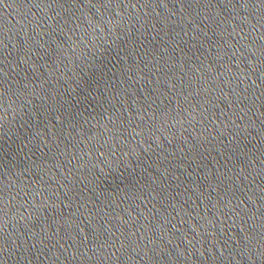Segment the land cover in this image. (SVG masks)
I'll return each mask as SVG.
<instances>
[{
    "label": "snow or ice",
    "instance_id": "6c2138e0",
    "mask_svg": "<svg viewBox=\"0 0 264 264\" xmlns=\"http://www.w3.org/2000/svg\"><path fill=\"white\" fill-rule=\"evenodd\" d=\"M2 2V0H0ZM111 3V0H109ZM109 27H114L113 25H109ZM81 44H74L75 48L79 50L80 57L83 61H87L89 59L88 53L91 52L92 55H95V52H93V49L99 50L100 47L103 46V44L96 43L95 36H93L92 43L90 44L86 36H82L81 38ZM2 89V87H0ZM3 93L0 91V97H2ZM0 248H2V244H0Z\"/></svg>",
    "mask_w": 264,
    "mask_h": 264
}]
</instances>
